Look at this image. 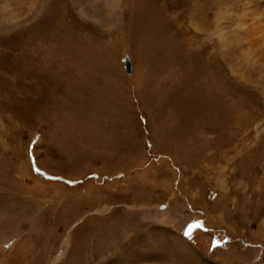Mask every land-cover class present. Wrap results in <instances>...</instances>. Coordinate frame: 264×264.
I'll return each mask as SVG.
<instances>
[{
  "label": "rangeland",
  "instance_id": "rangeland-1",
  "mask_svg": "<svg viewBox=\"0 0 264 264\" xmlns=\"http://www.w3.org/2000/svg\"><path fill=\"white\" fill-rule=\"evenodd\" d=\"M0 264H264V0H0Z\"/></svg>",
  "mask_w": 264,
  "mask_h": 264
},
{
  "label": "crops",
  "instance_id": "crops-1",
  "mask_svg": "<svg viewBox=\"0 0 264 264\" xmlns=\"http://www.w3.org/2000/svg\"><path fill=\"white\" fill-rule=\"evenodd\" d=\"M168 239L171 240L170 243H173L174 244L173 251H177L176 253L179 254V255L182 254V250H185V249L193 250V249H191L190 246H188V244L186 242H185L184 245H181L184 242L182 241L181 237H178L177 235H174V234L170 233ZM172 239H175V240H172ZM173 244H171L170 246L172 247Z\"/></svg>",
  "mask_w": 264,
  "mask_h": 264
},
{
  "label": "water",
  "instance_id": "water-1",
  "mask_svg": "<svg viewBox=\"0 0 264 264\" xmlns=\"http://www.w3.org/2000/svg\"><path fill=\"white\" fill-rule=\"evenodd\" d=\"M123 66L127 74H130L131 72V62L130 58L128 56H124L123 58Z\"/></svg>",
  "mask_w": 264,
  "mask_h": 264
}]
</instances>
